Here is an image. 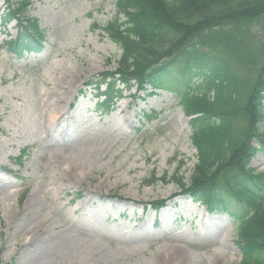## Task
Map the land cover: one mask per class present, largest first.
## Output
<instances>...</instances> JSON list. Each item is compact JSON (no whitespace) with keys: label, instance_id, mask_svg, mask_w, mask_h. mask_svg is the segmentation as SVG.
Returning a JSON list of instances; mask_svg holds the SVG:
<instances>
[{"label":"rangeland","instance_id":"rangeland-1","mask_svg":"<svg viewBox=\"0 0 264 264\" xmlns=\"http://www.w3.org/2000/svg\"><path fill=\"white\" fill-rule=\"evenodd\" d=\"M25 1L44 38L16 57L0 0V264H238L233 218L169 180L189 183L197 161L174 92L130 80L111 112L95 109L89 81L121 49L94 23L116 0ZM247 166L264 173L262 153Z\"/></svg>","mask_w":264,"mask_h":264},{"label":"trees","instance_id":"trees-1","mask_svg":"<svg viewBox=\"0 0 264 264\" xmlns=\"http://www.w3.org/2000/svg\"><path fill=\"white\" fill-rule=\"evenodd\" d=\"M4 3L1 24L17 20L20 30L9 49L40 51L44 31L22 15L27 2ZM94 27L121 49L114 72L89 81L95 109L111 112L122 95L118 84L130 80L173 91L190 117L197 161L189 183L169 180L233 218L238 264H264V173L247 166L257 152L264 156V0H116L113 19Z\"/></svg>","mask_w":264,"mask_h":264},{"label":"bare ground","instance_id":"bare-ground-1","mask_svg":"<svg viewBox=\"0 0 264 264\" xmlns=\"http://www.w3.org/2000/svg\"><path fill=\"white\" fill-rule=\"evenodd\" d=\"M175 250H176V249H175ZM175 250H174V251H175ZM174 258H175V256L169 258L168 261L170 262V261L174 260ZM182 258L184 259V256H183V255H180V256L178 255V256H177V260L182 259Z\"/></svg>","mask_w":264,"mask_h":264}]
</instances>
